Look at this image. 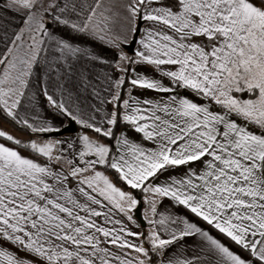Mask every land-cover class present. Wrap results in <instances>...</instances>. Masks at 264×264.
Returning <instances> with one entry per match:
<instances>
[{"label":"snow or ice","instance_id":"6c2138e0","mask_svg":"<svg viewBox=\"0 0 264 264\" xmlns=\"http://www.w3.org/2000/svg\"><path fill=\"white\" fill-rule=\"evenodd\" d=\"M103 4L104 0H6L0 5V10L28 13L26 29L13 33L11 39L7 32L0 34V40L7 42L6 54H0V64L6 65L0 75V108L32 133L59 134L68 131L71 121L115 142L106 144L87 132L62 140L23 142L0 129V138L47 160L42 164L0 143V264H152V255L159 258L158 264H264V0ZM43 13L52 16V27ZM138 19L163 28L146 29L139 40L143 50L129 57L119 50L127 37L121 40L116 30L135 32ZM81 34L118 49L115 67L120 72L127 74L128 65L137 64L167 77L168 85L140 73L129 81L133 88L169 94L167 99L140 100L130 89L129 98L121 100L125 76H120L111 85L107 102L114 107L107 119L98 125L94 115L85 117L81 90L92 87L94 96L99 93L86 70L76 69L75 64L109 61L73 39ZM41 65L51 84H42L39 95L51 115L40 120L37 114L40 122L30 123L18 109L35 68ZM164 66L170 67L164 70ZM177 89L190 90L221 110L179 96ZM234 93H247L248 98ZM233 114L244 123L231 119ZM121 121L125 129L117 136ZM249 125L260 132L251 131ZM128 131L140 134L141 142L133 141ZM144 141L154 147H145ZM77 143L83 146L76 153L82 166L65 156L63 148L59 155L53 154L60 145L71 149ZM64 164L67 169L56 167ZM192 164L201 167H189ZM99 166L114 170L126 186L146 194L142 199L147 200L152 219L143 218L154 226L145 237L150 249L128 239L144 233L114 218L119 213L136 223L130 213L141 199L117 187L97 170ZM180 167L186 169L183 175L155 183ZM70 178L77 179L75 189L67 186ZM166 198L173 207L181 206L212 226L246 255L232 251L182 215L159 212ZM101 217L104 224L97 222ZM197 236L201 244L181 243L185 251L191 247L190 256L178 250L165 258L170 247ZM9 242L17 252L6 249ZM20 252L26 255L21 257Z\"/></svg>","mask_w":264,"mask_h":264},{"label":"crops","instance_id":"0c3cea01","mask_svg":"<svg viewBox=\"0 0 264 264\" xmlns=\"http://www.w3.org/2000/svg\"><path fill=\"white\" fill-rule=\"evenodd\" d=\"M4 3H6V0H0V5H2ZM108 3H109V0H104L103 6L106 7ZM27 14L28 13L25 10H21L20 12H17V11L11 10V9L6 10V11L0 10V34L7 32L9 39H11L13 33L18 32L21 29H26L24 20H25ZM43 15H44L45 21L48 22L49 27H52V24H51L52 16L47 14V13H43ZM138 21H139V19L135 22V25H134L135 28L137 27ZM33 27H36V25L34 24ZM148 28L161 29V28H163V25H153L151 22H144L143 21L141 32H140L138 39H137L136 51L137 50H143L142 45H140V43H139V40L145 36V30ZM164 30L167 31V29H164ZM62 34L65 36L68 35L67 31H64ZM116 35H118L121 40H123L124 37L126 36L127 41L130 42L131 39L133 38L134 32H130L126 28L125 29H119L118 28L116 30ZM73 39L76 40L80 44L81 47L88 48V49L94 51L95 53L100 54L101 56H103L105 59H107L109 61L108 64H105L102 62H89L86 60H82L79 63L75 64L76 69L82 70V71L86 70L85 74L89 76V78L92 81V85L94 86L95 91L99 93L98 96H94L92 94L93 88L90 87L87 91H84L82 89L81 91L83 94L80 97V100L82 101L81 107H82V112H83L84 116L87 117L90 114L94 115L95 121L99 125L107 119V114L111 110H113V107H114L111 103L107 102L108 100L111 99L110 92L112 90V86H111L112 82H114L118 77L123 76V73L120 72L119 69H117L115 67V65L119 62L117 52L119 50L127 52V50H125L122 47V44H124V43H120V49L118 50V49L112 48V47L106 45L105 43L100 42L99 40L91 37V35L81 34L78 37H73ZM24 40L25 41L28 40V33L26 30H25ZM195 42H200V40H196ZM6 43H7L6 41L0 40V54H6ZM7 46L10 47L11 45L8 44ZM45 47H47V45H45ZM43 55L44 54H42V56ZM129 57H133V56H129ZM125 63H127V62H125ZM130 66H131V72L129 75L130 80L132 78H135L136 73H140L143 75H147L151 78L160 79V80H162V82L165 85L169 84L168 78L162 77L160 75V73L155 71L154 68L151 66H141V65H137V64H130ZM5 67H6V65L0 64V75L3 74ZM169 67L170 66H164V70H167ZM133 69H135V71H132ZM78 75H79V73L77 72V76L74 77V79L77 78ZM46 82L49 83V85L51 84V82L47 81V79L44 75L43 65L35 68L34 74L29 81V87H28V89L25 90V97L22 100V106L20 109H18L21 117L22 118L23 117L29 118L30 123L34 122V121L39 123L40 120H42L45 115H48V116L51 115V113L48 112V107L46 106L45 98L39 95V88L41 87L42 84H44ZM130 89H131V95L139 98L140 100L151 99L154 101H159L162 98L167 99V97L169 95V94H165V93H158L154 90H143V89L133 88L132 85H129L127 88L125 99L129 98V90ZM120 93H121V90H120ZM177 94L179 96H184V97H188L190 99H193L194 101H196L197 103H200V104L208 103L211 105V110H213V111H220L221 110L219 105H215L211 101H208L206 98H197L190 90L177 89ZM234 95H238L242 99L248 98L247 93H239V94L234 93ZM70 106L73 107V109L75 110V105L70 104ZM89 106H91V108ZM92 108L99 109V111L98 112H92ZM37 114H39L40 120H37ZM230 118L233 120H236L237 123H240V124L244 123V121L241 118H238L235 114H233ZM55 123L59 124L60 123L59 119H57L55 121ZM77 126L79 127L80 125L77 124ZM124 129H125V126H123L120 131H122ZM249 129L253 132H256V133L260 132V130L254 125H249ZM80 130L82 131L83 134L85 132H87V134L92 139H102V141L104 143L109 144L105 138L98 137L94 132H92L90 130H85V129L79 128L77 131H80ZM128 136L135 142H141V135L135 133L134 131H128ZM0 143H5L9 147H15L21 152L22 155H24L26 157H31L35 160H38L42 164L47 163L46 158L39 156V155H37L31 151H28L22 147L16 146V145H14V144L6 141V140H3L0 138ZM143 143H144L145 147H154V144L151 141H144ZM76 153L77 152H75V153L73 152V154L71 155V157H69V159L74 160L75 163L80 164L82 166V162L79 160ZM92 158H94V157H92ZM56 167L58 169H59V167H63L65 169H67L68 165L64 164V165H60V166H56ZM189 167L199 169L201 167V165L200 164H192ZM97 170L105 172V174L110 177V179L115 183V185L117 187H120L125 192H130V191L124 189L123 187H121L120 185H118L115 182V180L113 179V177L109 173H107L102 167H98ZM185 171H186V169L184 167H180V168L176 169L175 171H169V172L165 173L164 175L159 176L158 179L155 181V183H162V182L166 181L169 176H181V175H183V173ZM88 174L91 175V173H88ZM67 186L75 189L77 187V179H71L70 178ZM76 196L78 199L81 200V202H83V198L80 196L79 193H76ZM145 196H146V194L143 193L142 197H139V198L136 196L135 197L137 199H141L140 204H142L143 217L147 216L149 219H152L149 204L147 203L146 199H142ZM173 204H174L173 201L166 198L163 200V203L158 206V211L164 212L167 210L168 212L182 215V216L188 218L190 221L196 222L201 228L208 231L212 236L216 237L217 239H220L232 251H234L236 253H240L242 256L246 255L245 253L241 252V249L239 247H237L234 243H232L229 239H227L223 235L219 234L212 226H210L206 222L196 218L194 215H192L190 212H188L186 209H184L181 206L173 207L172 206ZM130 214L133 215L136 223H131V222L127 221L126 218L119 213H117L114 216V218L115 219H121L123 221V223L127 224L128 228L131 229L132 231L141 232V224L135 216V210ZM97 222L100 224H104L103 217L97 218ZM137 225H138V227H137ZM105 226L111 227L110 224L105 225ZM147 227L149 229V232L152 231L154 228L153 225H150L148 223H147ZM128 239L133 241L134 243H137V244L143 243V246L145 248H147V246L142 241V237H139V238L128 237ZM181 243H183L186 246H195L197 244H201L202 240L198 236L192 237V238H187L183 242L177 243V244L173 245L172 247H170L165 254V258H167L168 255L176 253L178 250L182 251L184 253V255L190 256L191 255V247H188L187 250L185 251L184 249L181 248ZM5 247H6V249H8L12 252H17L16 246L12 245L10 242L7 243L5 245ZM112 251L116 252L118 250L116 248H113ZM124 251H128V250L125 249ZM19 255L21 257H23L26 255V253L20 252ZM136 255H137V253L132 252V256H136ZM29 258L31 259L32 257H29Z\"/></svg>","mask_w":264,"mask_h":264},{"label":"trees","instance_id":"16d2710c","mask_svg":"<svg viewBox=\"0 0 264 264\" xmlns=\"http://www.w3.org/2000/svg\"><path fill=\"white\" fill-rule=\"evenodd\" d=\"M134 56V54L132 55ZM129 67V71L127 74L123 73V76H125V84L122 86L121 88V100L125 99L126 96V92H127V88L129 85H131L129 83L130 78V72H131V66L128 65ZM125 126L124 122L121 121V126L120 128L117 130V136L119 135V132L121 130V128ZM81 128V126L78 127V129ZM0 129L7 131L8 133L12 134L14 137L19 138L21 141L23 142H28V141H32L34 139H43V138H47L48 136L46 134H38V133H32L29 129H26L22 124H18L16 121H14L11 117H8L6 112H4L2 110V108H0ZM91 131V130H90ZM3 140H6L4 138H1ZM109 144H114L115 142L111 139V138H105ZM7 141V140H6ZM12 144H14L12 141H8ZM19 147H22L28 151H31L30 148H25L23 147V145H16ZM32 152V151H31ZM114 152H115V148H114ZM107 173H109L113 179L115 180V182L120 185L121 187H123L124 189L132 192V194L136 197H142L143 192H141L140 190H132L130 187L126 186L124 183H122L118 178H117V174L114 170H108L105 168V166H101ZM141 232L144 233V236L142 237V241L144 242V244L147 246V248L150 249V245L145 242V237L147 236V234L149 233V229L147 226H141ZM151 254V252H150ZM158 260L159 258L155 255H152V264H158Z\"/></svg>","mask_w":264,"mask_h":264},{"label":"water","instance_id":"95a60500","mask_svg":"<svg viewBox=\"0 0 264 264\" xmlns=\"http://www.w3.org/2000/svg\"><path fill=\"white\" fill-rule=\"evenodd\" d=\"M142 24H143V21L139 20L138 24H137V27H136V31L134 32V35H133V38L131 39V41L128 42L127 44H122V47L125 50H127V52L130 53V54H134L135 51H136L137 39H138V36H139V34L141 32ZM68 123L70 124V128L68 129V131H61L59 134L51 133V134H46V135L48 137L49 136H54L55 137V136L63 135V134H66V133L77 132V130H78L77 124H74L71 121H69ZM135 216H136V218L138 219V221L140 222V224L142 226H146V221H145V219L143 218V215H142V204H139L138 207L136 208Z\"/></svg>","mask_w":264,"mask_h":264},{"label":"rangeland","instance_id":"374dc122","mask_svg":"<svg viewBox=\"0 0 264 264\" xmlns=\"http://www.w3.org/2000/svg\"><path fill=\"white\" fill-rule=\"evenodd\" d=\"M89 2H91V0H89ZM47 16V15H46ZM124 53H126L128 56H132V54H129L127 53L126 51H123ZM78 134H83L82 131H77V132H74V133H66V134H63V135H59V136H50V137H47V138H43V139H34L35 141L37 142H42V141H46V140H62V139H66L68 137H74ZM103 142V141H102ZM82 145H80L79 143L76 144L75 147L69 149L67 147V145H60L55 151H54V155H59V152H60V148H63L64 149V154L65 156H67L68 158L71 157V155L73 154V152H78V150H82ZM101 167V166H99ZM136 210V209H135ZM142 226V225H141ZM146 226H147V223H146Z\"/></svg>","mask_w":264,"mask_h":264}]
</instances>
